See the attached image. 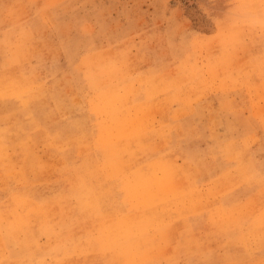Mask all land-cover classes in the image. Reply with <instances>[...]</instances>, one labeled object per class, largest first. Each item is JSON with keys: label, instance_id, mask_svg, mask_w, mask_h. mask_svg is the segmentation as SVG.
<instances>
[{"label": "rangeland", "instance_id": "374dc122", "mask_svg": "<svg viewBox=\"0 0 264 264\" xmlns=\"http://www.w3.org/2000/svg\"><path fill=\"white\" fill-rule=\"evenodd\" d=\"M263 5L0 0V264H264Z\"/></svg>", "mask_w": 264, "mask_h": 264}, {"label": "bare ground", "instance_id": "6f19581e", "mask_svg": "<svg viewBox=\"0 0 264 264\" xmlns=\"http://www.w3.org/2000/svg\"><path fill=\"white\" fill-rule=\"evenodd\" d=\"M256 1H258V0H256ZM263 2V1H262ZM261 2V3H262ZM253 3H254V1H253ZM258 3V2H257ZM254 4H256V3H254ZM264 6V5H263ZM254 7H256V6H254ZM264 8V7H263ZM256 9V8H255ZM258 10V9H257ZM254 11V10H253ZM256 17V16H255ZM262 23V22H261ZM207 52V51H206ZM222 52V51H221ZM216 55V54H215ZM217 56V55H216ZM209 61V60H208ZM214 62V61H213ZM215 64V63H214ZM118 65V64H117ZM119 66V65H118ZM209 66H211V65H209ZM213 67V66H212ZM108 68V67H107ZM216 68V67H215ZM108 70H110V69H108ZM217 70V69H216ZM115 71V70H114ZM212 71H213V69H212ZM106 72H108V71H106ZM112 73V72H111ZM104 75V74H103ZM112 76V75H111ZM101 78V77H100ZM113 78H114V76H113ZM103 79H104V77H103ZM102 79V80H103ZM103 82V81H102ZM114 83V82H113ZM116 83V82H115ZM114 86V85H113ZM125 86V85H124ZM123 86V87H124ZM15 90V89H14ZM113 90H117V89H113ZM16 91V90H15ZM130 96V95H129ZM124 97H126V96H124ZM31 98V97H30ZM121 105V104H120ZM123 105V104H122ZM127 105V104H126ZM134 106V105H133ZM137 106V105H136ZM114 108V107H113ZM140 108V107H139ZM144 108H146L145 110H147L148 108H147V106L146 107H144ZM130 109V108H129ZM128 109V110H129ZM150 109L151 108H149V111H150ZM153 109V108H152ZM257 109V108H256ZM116 110V109H115ZM144 110V112H147V111H145ZM155 110V109H154ZM129 112V111H128ZM142 112V111H141ZM120 113V112H119ZM131 113V112H130ZM151 113V112H150ZM143 114V113H142ZM149 114V113H148ZM155 115H157V114H155ZM144 116V114L143 115H141V116H139L136 120H134V118H131V119H129L128 120V123H130V124H133V122L135 123V122H137V123H135V125H137L138 123H140L142 120H143V117ZM153 119V118H152ZM121 120V119H120ZM116 122V121H115ZM122 122V121H121ZM120 123V122H119ZM144 123V122H143ZM118 125V124H117ZM140 125H141V123H140ZM119 126V125H118ZM117 126V127H118ZM116 127V128H117ZM134 128V127H133ZM121 131H123V130H121ZM20 133V132H19ZM23 134V133H22ZM12 136H13V134H12ZM37 138V137H36ZM49 138V137H48ZM75 139V138H74ZM81 140V139H80ZM139 140V139H138ZM13 141H14V139H13ZM34 141L36 142V140L34 139ZM47 141V140H46ZM46 141H44V142H46ZM140 141V140H139ZM38 142H39V140H38ZM43 142V141H42ZM50 142V141H49ZM78 142H79V140H78ZM30 143V142H29ZM34 142L32 141V143H30V144H33ZM82 143V142H81ZM19 144V143H18ZM40 144V143H39ZM71 144H72V142H71ZM13 145V144H12ZM20 145V144H19ZM83 145V144H82ZM14 146H15V144H14ZM17 146V145H16ZM31 146H33V145H31ZM47 146V145H46ZM62 146V145H61ZM72 146V145H71ZM84 146V145H83ZM149 146V145H148ZM164 146V145H163ZM21 147V146H20ZM45 147V146H44ZM81 147V146H80ZM79 147V148H80ZM85 147V146H84ZM17 148H19V147H17ZM26 148V147H25ZM28 148V147H27ZM48 148L50 149V147L48 146ZM78 148V147H77ZM13 149V148H12ZM44 149V148H43ZM46 149H47V147H46ZM128 149V148H127ZM130 149V148H129ZM136 149V148H135ZM17 150V149H16ZM76 150V149H75ZM89 150H90V148H89ZM131 150V149H130ZM144 150V149H143ZM44 151V150H43ZM48 151V150H47ZM129 151V150H128ZM1 152V151H0ZM46 152V151H45ZM120 152V151H119ZM148 152V151H147ZM16 153V152H15ZM47 153V152H46ZM49 154V153H48ZM147 154V153H146ZM4 155V154H3ZM18 155H20V154H18ZM88 155V154H87ZM87 155H86V157H87ZM93 155V154H92ZM46 156V155H45ZM75 156H77L76 154H75ZM24 158H25V156H23ZM84 157H85V155H84ZM164 157V156H163ZM21 158H22V155H21ZM87 158H89V156L87 157ZM136 158V157H135ZM137 158H139V157H137ZM136 158V159H137ZM150 159V158H149ZM3 160V159H2ZM47 160V159H46ZM86 160V159H85ZM88 160V159H87ZM156 160V159H155ZM48 161V160H47ZM137 161V160H136ZM141 162V161H140ZM2 163V162H1ZM48 163V162H47ZM93 163V162H92ZM174 163V162H173ZM177 163V162H176ZM176 163H174L175 165H176ZM180 163V162H179ZM79 164V163H78ZM146 164V163H145ZM159 164V163H158ZM188 164H190V163H188ZM127 165V164H126ZM159 165H161V164H159ZM166 164H164V166H165ZM92 166V165H91ZM101 166V165H100ZM141 166H143V165H141ZM144 166H146V165H144ZM157 166V165H156ZM155 166V167H156ZM171 166V165H170ZM174 166V165H173ZM29 167V166H28ZM88 167V166H87ZM151 167V166H150ZM158 168L160 167V166H157ZM193 167V166H192ZM21 168V167H20ZM130 168V167H129ZM141 168V167H140ZM146 168V167H145ZM153 167H151L150 169H152ZM76 169V168H75ZM90 169V168H89ZM180 169V168H179ZM21 170V169H20ZM156 170H157V168H156ZM159 170V169H158ZM193 170H195V169H193ZM73 171V170H72ZM149 171H151V170H149ZM148 172V171H147ZM152 172V171H151ZM157 172V171H156ZM176 173V170L171 166V167H163L162 168V171H161V173H159V174H161V175H159V176H161V177H159L158 178V180H156V181H158V182H156V183H159L160 185H161V187L162 186H164L166 189H168V190H174V187L176 186V184L174 185V182H175V178H174V180L172 181V176H173V173ZM82 173V172H81ZM85 173V172H84ZM183 173V172H182ZM187 173V172H186ZM16 174V173H15ZM54 174V173H53ZM87 173H85V175H86ZM149 174V173H148ZM155 174V173H154ZM84 174H81V176H85ZM147 175V174H146ZM199 175V174H198ZM87 176V175H86ZM148 176V175H147ZM157 176H158V172H157ZM156 176V177H157ZM184 176V175H183ZM2 177V176H1ZM174 177V176H173ZM225 177V176H224ZM86 178V177H85ZM149 177H147V179H148ZM157 179V178H156ZM240 179V178H239ZM82 180H83V178H82ZM150 180V179H149ZM148 180V181H149ZM84 181V180H83ZM86 181H87V179H86ZM152 181V180H151ZM151 181H150V183H151ZM4 182V181H3ZM153 183V182H152ZM176 183H178V182H176ZM180 184V183H179ZM87 185V184H86ZM151 185V184H150ZM154 185V184H153ZM178 185V184H177ZM181 186V185H180ZM86 187V186H85ZM84 187V188H85ZM150 187H152V186H150ZM195 187V186H194ZM232 187V186H231ZM164 188V189H165ZM177 188V187H176ZM197 188V187H196ZM161 189V188H160ZM213 189V188H212ZM158 190V189H157ZM156 190V191H157ZM176 190V189H175ZM154 191V190H153ZM159 191V190H158ZM164 191V190H163ZM166 191V190H165ZM177 191V190H176ZM175 191V192H176ZM179 191V190H178ZM220 191H223V190H220ZM93 192V191H92ZM167 192V191H166ZM179 193V192H178ZM180 194V193H179ZM182 194V193H181ZM155 195H156V193H155ZM154 195V196H155ZM193 195V194H192ZM159 196V195H158ZM164 197H165V195H163ZM206 196V195H205ZM222 196V195H221ZM18 197V196H17ZM211 197V196H210ZM213 197V196H212ZM211 197V200L213 199ZM20 198V197H19ZM191 198V197H190ZM207 198H209V196L207 197ZM12 199V198H11ZM157 199H158V197H157ZM160 199H162V198H159V200L157 201V202H159V201H161ZM205 199V198H204ZM215 199V198H214ZM10 200V199H9ZM88 200V199H87ZM163 200H164V198H163ZM162 200V201H163ZM207 200V199H206ZM218 200H219V198H218ZM25 201V200H24ZM46 201V200H45ZM83 201V200H82ZM165 201V200H164ZM178 201V200H177ZM195 201H198V199L197 200H195ZM204 202H205V200H203ZM208 201H209V199H208ZM213 201V200H212ZM215 201V200H214ZM13 202H14V200H13ZM168 201H166V203H167ZM188 202V201H187ZM199 202V201H198ZM202 202V201H201ZM219 202V201H218ZM42 203V202H41ZM77 203V202H76ZM80 203V202H79ZM160 203V202H159ZM158 203V204H159ZM197 203V202H196ZM207 203V202H206ZM209 203H210V201H209ZM209 203H207L208 204V206L211 204H209ZM184 204H186V203H184ZM172 205H173V203H172ZM177 205V204H176ZM175 205V206H176ZM190 205V204H189ZM213 205V204H212ZM40 206V205H39ZM160 207H161V205H159ZM168 206V205H167ZM169 206H171V203H170V205ZM175 206H174V208H175ZM178 206V205H177ZM176 206V207H177ZM181 206H184V205H181ZM188 205H185V208H188L187 207ZM247 206V205H246ZM166 206L164 205V208H165ZM179 207H180V204H179ZM210 207V206H209ZM221 207V206H220ZM19 208V207H18ZM162 208V207H161ZM167 208V207H166ZM165 208V209H166ZM178 208V207H177ZM181 208V207H180ZM179 208V209H180ZM235 208V207H234ZM22 209V208H21ZM26 209V208H25ZM169 209V208H168ZM213 209V207L211 208V210ZM1 210V209H0ZM163 210V209H162ZM188 210V209H187ZM199 210V209H198ZM216 210V209H215ZM235 210V209H234ZM247 210V209H246ZM33 211V210H32ZM214 211V210H213ZM218 211H220V210H218ZM236 211V210H235ZM21 212H23V211H21ZM28 212V211H27ZM40 212V211H39ZM183 213H185L184 211H182ZM221 212V211H220ZM238 212V211H237ZM244 212V211H243ZM242 212V213H243ZM35 213V212H34ZM41 213V212H40ZM196 213V212H195ZM212 213V212H211ZM216 213V212H215ZM223 213V212H222ZM235 213V212H234ZM233 213V214H234ZM241 212H239L238 214H240ZM22 214V213H21ZM214 214V213H213ZM217 214V213H216ZM220 214V213H219ZM238 214H236V215H238ZM32 215V214H31ZM30 215V216H31ZM210 215V214H209ZM215 215V214H214ZM224 215V214H223ZM28 216V215H27ZM115 216V215H114ZM221 216V215H220ZM219 216V217H220ZM225 216V215H224ZM235 216V215H234ZM24 217V216H23ZM116 217V216H115ZM222 217V216H221ZM235 217H237V216H235ZM30 218V217H29ZM180 218V217H179ZM224 218V217H223ZM230 218H232V217H230ZM230 218H228L227 217V219H228V222H229V219ZM257 219H258V217H257ZM223 221H224V219H222ZM226 220V219H225ZM232 220V219H231ZM259 220V219H258ZM118 221V220H117ZM29 222V221H28ZM184 222V221H183ZM217 222V221H216ZM218 222H219V220H218ZM233 222V221H232ZM258 222V221H257ZM93 223V222H92ZM171 223V222H170ZM220 223V222H219ZM218 223V224H219ZM235 223V222H234ZM225 224H227V223H225ZM225 224H223V225H225ZM27 225V224H26ZM221 225V224H220ZM231 225H233L232 223H230V226ZM28 226H29V223H28ZM27 226V227H28ZM210 226V225H209ZM208 226V227H209ZM218 226V225H217ZM237 226V225H236ZM180 227V226H179ZM29 228V227H28ZM127 228V227H126ZM232 228V227H231ZM207 229V228H206ZM7 230V229H6ZM231 230V229H230ZM30 231V230H29ZM166 231V230H165ZM234 231V230H233ZM1 232V231H0ZM8 232V231H7ZM28 232V231H27ZM142 232V231H141ZM146 232H147V230H146ZM261 232V231H260ZM9 233V232H8ZM31 233H32V231H31ZM167 233V232H166ZM171 233H172V231H171ZM170 233V234H171ZM209 233V232H208ZM207 233V234H208ZM257 233H259V232H257ZM1 234V233H0ZM112 234H115V233H113L112 232ZM132 234V233H131ZM139 234V233H138ZM169 234V233H168ZM32 235V234H31ZM134 235V234H133ZM132 235V236H133ZM147 235V234H146ZM151 235V234H150ZM166 235V234H165ZM223 235V234H222ZM114 236V235H113ZM167 236V235H166ZM29 237V236H28ZM116 237V236H115ZM118 237V236H117ZM134 237V236H133ZM142 237H144V236H142ZM196 237V236H195ZM224 237V236H223ZM14 238V237H13ZM150 238V237H149ZM139 239V238H138ZM145 239H148V238H146L145 237ZM36 240V239H35ZM34 240V241H35ZM238 240V239H237ZM84 242V241H83ZM150 242H153V241H150ZM37 243V242H36ZM82 243V242H81ZM197 243V242H196ZM238 243V242H237ZM78 244V243H77ZM138 244V243H137ZM151 244V243H150ZM153 244V243H152ZM37 245V244H36ZM79 245V244H78ZM149 245V244H148ZM108 246V245H107ZM193 246V245H192ZM94 247V246H93ZM150 247H152V246H150ZM45 248V247H44ZM90 248V247H89ZM197 248V247H196ZM189 249V248H188ZM155 250H156V248H155ZM154 250V251H155ZM163 250H165V249H163ZM182 250V249H181ZM150 251V250H149ZM157 251V250H156ZM169 251V250H168ZM161 252V254H162V250L160 251ZM176 252H178V250H176ZM182 252V251H181ZM187 252V251H186ZM140 253V252H139ZM165 253V252H164ZM177 256V255H176ZM77 257H78V255H77ZM76 257V258H77ZM148 257V256H147ZM163 257V256H162ZM96 258V257H95ZM70 259V258H69ZM48 260V259H47ZM72 260V259H71ZM94 260V259H93ZM97 260V259H96ZM89 261V260H88ZM69 262V261H68ZM72 262V261H71ZM238 262V261H237ZM65 263V262H64ZM95 263V262H94ZM66 264V263H65ZM68 264H70V263H68ZM97 264V263H96ZM110 264V263H109Z\"/></svg>", "mask_w": 264, "mask_h": 264}]
</instances>
